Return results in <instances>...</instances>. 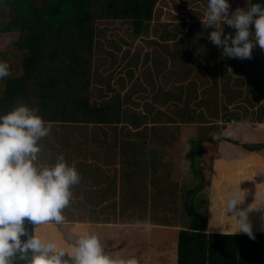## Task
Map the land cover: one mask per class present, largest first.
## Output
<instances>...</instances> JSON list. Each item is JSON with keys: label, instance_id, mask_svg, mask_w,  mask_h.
<instances>
[{"label": "rangeland", "instance_id": "rangeland-1", "mask_svg": "<svg viewBox=\"0 0 264 264\" xmlns=\"http://www.w3.org/2000/svg\"><path fill=\"white\" fill-rule=\"evenodd\" d=\"M228 2L230 13L250 7V0ZM206 6L207 0H160L155 8L153 21L139 34L134 32L129 21L113 19L97 21L96 46L90 68L92 104L98 107L111 104L120 107L123 111V114H120L123 123L119 126L102 127L50 123L52 130L45 139L53 141L66 138L69 146L62 147V151L59 147V151L64 158L71 154V166L79 171L84 165L91 171L90 165H96L102 169L99 175L116 177L117 181L91 179L93 193H106L102 197L105 205L97 207L91 202L90 196H85L83 192L77 193V198L73 195L72 201L76 200L77 205L78 203L82 205L69 206L70 212H65L66 216L71 215L72 218H75L76 214L80 216V212L77 211H81L82 208L80 210L77 207H83L87 216L101 214L102 219L107 217L111 219L118 215L115 213V207L122 208L123 204L125 206L130 204L132 208L126 210L123 219L127 223L146 221L154 225L158 223L157 221L160 223L166 221L170 226L182 228L187 226L183 191L186 193V190L200 184L198 180L195 181L193 167L199 168L204 176L203 190L195 192L197 196L194 204L195 209L201 214L204 229H209L208 221L216 215L218 220L225 222V225H229L228 216L233 222H238L232 213L226 212V198L230 193L239 196L240 211H245L248 204L256 203L251 194L254 187L261 189L263 184L259 182L257 175L264 172V168L261 165L262 169L248 168L247 164L241 167L243 161L229 162L223 160L220 155L221 152L227 153L224 138H229V125L238 123L241 125L240 129H243L241 121H235L234 117L228 115L238 113L239 109L238 103L229 105V90H234V96L238 93L246 96L252 89L257 88V91L260 89L262 94L264 93V50L258 47L253 50L251 59L252 62H256L252 63L253 66L250 65L251 59L243 61L223 57L222 50L208 39L214 29H207L202 23ZM101 8L102 6H98V9ZM2 15L0 29L11 22L8 8H4ZM224 29L226 34L235 35V30L229 26L225 25ZM19 37L18 31L0 33V61L9 63L11 71L9 77L0 81V88L5 87L7 80L23 73L24 53L17 52L12 46ZM235 63L238 66H251V69H245L243 74H234ZM205 65L219 69V83L220 85L222 83L218 93L219 112L227 114L226 118L216 115L212 103L197 108V115H194L192 120L185 121L179 117L185 105L183 102L173 104L157 102L163 92L170 91L171 97L177 96L179 90L174 87L179 83L194 81L200 85L205 79L202 76ZM225 70L227 74H224ZM230 79H234V82L237 79L244 82L236 86L231 80L228 87L225 82ZM206 81V84L215 85L209 78ZM185 87H188L187 84ZM156 109L167 115L166 120L161 117L155 122L152 121L151 111L155 112ZM113 114L114 112L111 113L112 116ZM120 116L116 115L114 118ZM170 117L174 118L175 123ZM250 119H255L253 112ZM61 125H66L67 130L72 131L61 132L64 130ZM84 128L89 131L85 132ZM79 129H82V132ZM64 134L66 135L62 136ZM202 138L206 141L202 142V154L194 165L193 155L196 152L193 142ZM85 139L94 142L82 147L81 150L67 153L75 146V141ZM241 146L242 144L239 145ZM122 149L124 157L119 154ZM51 159L40 156L39 162L49 163ZM114 163L117 164V168L110 166ZM224 167L225 169L221 171ZM132 172V177L128 178ZM127 182L130 185H127ZM85 186L89 185L85 183ZM98 197L93 196L92 199ZM80 199L82 200L77 201ZM138 200L139 203L133 202ZM255 205L252 207V213L255 211ZM146 208L150 210H143ZM248 216L251 217V214ZM226 227L221 231L225 234L230 233ZM28 228L26 227L27 230ZM259 231L260 229L257 230ZM63 236L64 239L68 238L65 237V233Z\"/></svg>", "mask_w": 264, "mask_h": 264}, {"label": "trees", "instance_id": "trees-1", "mask_svg": "<svg viewBox=\"0 0 264 264\" xmlns=\"http://www.w3.org/2000/svg\"><path fill=\"white\" fill-rule=\"evenodd\" d=\"M159 1L0 0V17L3 16L4 8H8L11 15V22L1 28L0 33L18 31L20 37L12 46L17 52L24 53L22 75L7 80L5 87L0 88V115L7 114L20 104H27L29 107L37 108L38 115L50 123L122 124L120 114H123V111L120 107L112 104L98 107L92 104L90 68L96 46V23L101 19L125 20L131 22L136 34L142 33L146 25L153 21ZM259 2L261 0H250V6ZM98 6L102 8L98 9ZM252 60L251 66L252 63L256 64ZM251 66H238L235 63L233 72L243 74L245 69L250 70ZM224 74H227L226 70ZM202 76L205 79L200 85L194 81L179 83L174 87L179 90L177 96L171 97L170 91L163 92L157 102L170 104L183 102L185 105L179 117L185 121H190L197 115V108L212 103L216 115L226 118L227 114L219 112L218 93L222 85L219 83V69L205 65ZM207 78L215 85L206 84ZM231 80L236 86L244 82L240 79L235 82L234 79H230L225 85H230ZM186 84L188 87H185ZM257 89H252L246 96L241 93L234 96V90H229V105L238 103L239 109L238 113L228 115L234 117L231 119L235 121L240 120L243 129H240L241 125L238 123L229 125V138H224L227 153L221 152L220 155L223 160L241 162L250 155L264 158V93ZM112 112L115 115L112 116ZM251 112L254 113L253 120L250 119ZM116 115L120 117L114 118ZM166 116L160 109L151 111L154 122L161 117L166 120ZM202 118L201 115L200 119ZM170 120L174 118L170 117ZM172 122L175 123V120ZM203 141H206L205 138L193 142L196 152L193 155L194 165L202 154ZM246 164L248 168L255 169L261 166L264 168L263 162L257 157L248 158L240 165L242 167ZM193 173L195 181L198 180L200 184L186 190V193L183 191L187 226L177 228L167 225L166 221L163 223L157 221L158 226L151 227L147 232L139 231L135 227L101 228L115 241L118 239L116 248L115 246L111 248L110 239L102 240L104 246L108 244L105 246L106 251L122 257H136L139 264H264V232L251 236L242 232L208 233L207 229L202 227L201 214L195 209L194 204L197 196L195 192L203 190L204 176L197 167H193ZM257 179L263 184L264 172H259ZM263 192L260 189L251 194L256 203L246 206L247 216L251 214L263 220ZM254 205L255 211L252 213ZM228 217L230 222L226 230L238 231L239 225H234L235 222ZM260 225V222H254L250 225L251 231L263 229L264 226ZM25 226L29 227V232L34 231L32 224L27 220ZM224 227L221 224L219 229L222 230ZM92 230L91 228L90 231ZM42 232L43 230L39 228L37 235L44 238ZM94 233L96 234V229ZM75 237L76 235L71 239Z\"/></svg>", "mask_w": 264, "mask_h": 264}, {"label": "clouds", "instance_id": "clouds-1", "mask_svg": "<svg viewBox=\"0 0 264 264\" xmlns=\"http://www.w3.org/2000/svg\"><path fill=\"white\" fill-rule=\"evenodd\" d=\"M214 29L208 39L226 58L251 59L257 47L264 50V0L230 13L228 0H207L202 19ZM227 25L235 35L225 33ZM11 75L10 65L0 61V81ZM38 109L20 104L0 115V264H139L136 257H122L106 251L99 236L83 230L70 247L36 234L45 223L63 224L65 210L73 200V187L81 183L78 169L63 155L55 163H40L41 140L51 132L50 122ZM237 194L226 198V212L239 223L237 232L251 236L246 211ZM36 225L29 232L25 221ZM139 231H150L151 224L137 222ZM24 237L25 239H22Z\"/></svg>", "mask_w": 264, "mask_h": 264}, {"label": "crops", "instance_id": "crops-1", "mask_svg": "<svg viewBox=\"0 0 264 264\" xmlns=\"http://www.w3.org/2000/svg\"><path fill=\"white\" fill-rule=\"evenodd\" d=\"M77 125L86 126V125H81V124H74V125H71V126H77ZM89 125H91V126H100V127H102V126H110V125H105V124H102V125H100V124L99 125L89 124ZM112 125L119 126L120 124L119 125L118 124H111V126ZM61 126L64 128V130H62L61 132H67V131L70 132V131H72V129L67 130L68 127H66V125H61ZM87 128H84V131L85 132L89 131ZM79 130L82 132V129H79ZM65 135L66 134H64L62 136H65ZM59 139L60 140L50 141V140L44 138L40 142L41 147H42V152L40 153V156L48 157V159L49 158H52L51 161H49V163H55L56 158L61 155V153L59 151L60 150L59 147H61V151H62V147L69 146V143H67L66 138H59ZM87 140L88 139H85L84 141H82V140L77 141V142L75 141V146L73 148H71V150L67 151V153H70L71 151L81 150L82 147H85L89 143H93L94 142V140H90V141H87ZM57 144L58 145H61V146H57ZM113 148H115V147H113ZM119 154H121V156L124 157L123 149L120 151ZM70 155L71 154H68L67 157L65 158V160L68 162V164L72 165V163L70 161L71 160V158H70L71 156ZM106 155H107V153H106ZM252 157H257V158L261 159V161L264 164V158H262L261 156H258V155H255V156L254 155H250L244 161H247L248 158H252ZM107 159H108V157L106 158V161H107ZM107 163L109 165V162L108 161H107ZM110 166L112 168H115V167L117 168V164H115V163L113 165H110ZM90 169H91V171H88L85 168V166L82 165L81 169L79 170V173H80V175L82 177L81 183L79 185L73 187V189H72L73 195L76 197L77 196L76 195L77 193L80 194L81 192H83L82 194H84L85 196H90L91 202H93L97 207L99 206L101 208V206H103V204L105 205V201L102 200V197L106 193H103V194H101V193H96L95 194V192L93 193V191L91 190L93 183L91 184V181L90 180L91 179L92 180H95L96 179L97 181H101L103 179H109L110 181L116 182L117 179H115L116 177L115 178H112V177H109L107 175L106 176L105 175H99V173H102V169L100 167H98V166L96 167V165L95 166L94 165L93 166L90 165ZM124 175L125 174H123V176ZM132 175H133V172L128 175V178H131ZM85 183L88 184L89 186H85ZM127 185H130L129 182H127ZM261 186H262L261 187V190L264 191V183ZM257 190L260 191L259 188H255L253 190V192L256 193ZM93 196L94 197L100 196V197H98L97 199H92ZM98 199H99L100 202H98ZM81 200L82 199L77 200V201H81ZM75 202H76V200L72 201L70 206L71 207H75L77 205V203H75ZM96 202L98 204H96ZM133 202L134 203H139L140 200H138L137 202L136 201H133ZM78 204L79 205H82L80 203H78ZM79 205H77V206H79ZM123 205H124V207H122V208H121V206H119V208L115 207V209H116L115 210V213H117L118 215H116V217H111V219L108 218V217L105 218V219H102V215L101 214H99V215H96V214L95 215H92L91 214V215H88L87 216V214H84V211H83L84 208L83 207H80V208L77 207V209H80V210L82 208L81 211H77L78 213L80 212V216H78V214H76L75 218H72L71 215L70 216H66L65 215L66 221L63 224H60V225H57L55 223H45V224H42V225H40V226H38L36 228V234L38 232V229L40 228L44 232V238L43 239L53 241V242L57 243V245L59 247L68 248V247H70V245L72 244V242H74V240L78 237V235L83 230H90L92 228L93 229L92 230L93 232L96 229V234L97 235L99 234V238H100L101 241L104 240V239H110L111 244H112L111 248H114V246L116 248L117 247V243H118L117 242L118 239H116V241H115V239L112 236H108V234L106 235L104 233V230L103 229L101 230V228L134 227V225L136 223H133V224L132 223H127V222H125L123 220V219H125L124 216H125L126 210L128 211L129 208H132V207H130V204H129V206H125V204H123ZM143 210H145V211L148 210L149 211L150 209H147L146 208V209H143ZM65 212H70L69 208H67L65 210ZM85 212L87 213V211H85ZM217 218L218 217L216 215L210 221H208V223H209V229L207 230L208 233H223L219 229V227L221 226V224H223L224 226H227V224L225 225V222L222 223L221 220H218ZM247 222L250 225H252L254 222H260L261 223L260 226H264V218L262 220L260 218L254 217L253 215H251V217L247 216ZM237 223L238 222H236L234 225L237 226ZM167 225H169V224H167ZM32 226H33V230H34V228L36 227V225L32 224ZM153 226H158V225L151 224V227H153ZM162 227H164V226H162ZM222 230H224V229H222ZM260 232H264V227H263V229H260L259 232H257V231H251V234L260 233ZM63 233H65V237L68 236V238H65L64 239ZM230 233L237 234V233H241V232L233 231V232H230ZM71 234H73V236L76 235L75 239H71L73 237V236L72 237L70 236ZM242 234H247V233H244L243 232ZM106 245H108V244H106Z\"/></svg>", "mask_w": 264, "mask_h": 264}, {"label": "water", "instance_id": "water-1", "mask_svg": "<svg viewBox=\"0 0 264 264\" xmlns=\"http://www.w3.org/2000/svg\"><path fill=\"white\" fill-rule=\"evenodd\" d=\"M240 122V120H238Z\"/></svg>", "mask_w": 264, "mask_h": 264}]
</instances>
